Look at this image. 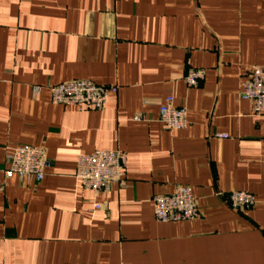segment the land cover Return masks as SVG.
Returning <instances> with one entry per match:
<instances>
[{"label":"crops","instance_id":"obj_1","mask_svg":"<svg viewBox=\"0 0 264 264\" xmlns=\"http://www.w3.org/2000/svg\"><path fill=\"white\" fill-rule=\"evenodd\" d=\"M257 66L264 0H0V264H264V113L240 97ZM190 69L206 72L196 88ZM73 80L118 91L99 111L52 103ZM168 97L185 129L160 122ZM18 146L46 149L43 181L5 176ZM109 150L126 186L95 195L78 159ZM178 186L200 218L156 221ZM233 192L254 208L233 210Z\"/></svg>","mask_w":264,"mask_h":264},{"label":"built area","instance_id":"obj_2","mask_svg":"<svg viewBox=\"0 0 264 264\" xmlns=\"http://www.w3.org/2000/svg\"><path fill=\"white\" fill-rule=\"evenodd\" d=\"M205 74L203 69H190L184 80L189 87L196 88L204 80ZM242 86L241 99L252 104L255 115L264 113V69L254 67ZM49 90L54 104L99 111L106 107L109 97L116 94L118 88L113 85L100 86L88 80H73L50 86ZM134 120L141 121L143 116L137 115ZM160 122L167 130L185 129L188 125L187 110L176 108L174 98L168 97L160 106ZM217 137L227 138L225 135ZM50 167L51 162L44 147L18 146L7 156L5 176L8 178L16 174L21 180L39 183L44 180ZM126 168L127 155L124 152L96 151L79 156L76 177L84 189L97 195L109 192L114 184L124 188ZM228 200L235 211H249L255 206V197L248 192L230 193ZM153 204L155 219L160 223L195 221L201 216L197 201L188 187L178 186L171 194L156 196Z\"/></svg>","mask_w":264,"mask_h":264}]
</instances>
